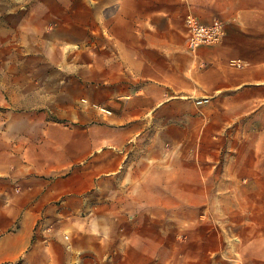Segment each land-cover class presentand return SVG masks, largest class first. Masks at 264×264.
<instances>
[{"label":"crops","instance_id":"crops-1","mask_svg":"<svg viewBox=\"0 0 264 264\" xmlns=\"http://www.w3.org/2000/svg\"><path fill=\"white\" fill-rule=\"evenodd\" d=\"M243 128L264 159V0L0 1V264L88 256L116 180L199 178Z\"/></svg>","mask_w":264,"mask_h":264},{"label":"rangeland","instance_id":"rangeland-1","mask_svg":"<svg viewBox=\"0 0 264 264\" xmlns=\"http://www.w3.org/2000/svg\"><path fill=\"white\" fill-rule=\"evenodd\" d=\"M247 144L243 128L229 151L224 146L207 158L199 178L171 169L120 186L116 180L114 195L97 201L110 207L82 213L91 228L88 256L84 250L64 263L264 264V159L256 151L251 159Z\"/></svg>","mask_w":264,"mask_h":264},{"label":"built area","instance_id":"built-area-1","mask_svg":"<svg viewBox=\"0 0 264 264\" xmlns=\"http://www.w3.org/2000/svg\"><path fill=\"white\" fill-rule=\"evenodd\" d=\"M184 25L187 33V45L191 50H195L199 46L219 44L224 37V30L220 25H201L191 17L185 18ZM206 103H208L206 98L196 102L197 105Z\"/></svg>","mask_w":264,"mask_h":264}]
</instances>
